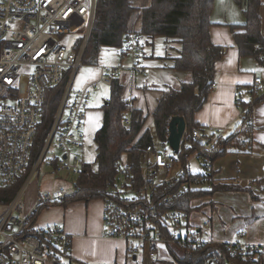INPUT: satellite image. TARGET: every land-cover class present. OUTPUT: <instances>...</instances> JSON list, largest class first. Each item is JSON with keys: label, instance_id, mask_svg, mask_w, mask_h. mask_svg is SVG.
Returning <instances> with one entry per match:
<instances>
[{"label": "built area", "instance_id": "1", "mask_svg": "<svg viewBox=\"0 0 264 264\" xmlns=\"http://www.w3.org/2000/svg\"><path fill=\"white\" fill-rule=\"evenodd\" d=\"M96 1L0 0V190L6 191L19 179L34 155L33 166L19 192L11 200L0 202V264H65L66 255L71 254V238L62 228L55 225L40 228L36 222L33 224V217L39 207L64 203L80 190L79 178L87 164L84 152L88 111L92 92L97 90L98 84L75 89L76 75L86 55L89 38L82 43L71 36L75 19L87 21L90 34ZM67 37L71 40L66 41ZM143 50L142 38L136 34L128 35L120 48L123 57L131 59L134 74L144 72L141 67ZM101 68L100 83L109 87L124 73V67ZM25 69L31 73L23 82ZM261 82V78L256 79L257 84ZM61 86L63 90L49 132L37 151L35 141L49 93ZM125 123L129 124V120ZM192 140L202 143L205 150L215 142L208 140L199 128L193 130ZM168 146L161 143L162 148ZM145 157L147 160L141 168L144 183L139 190L131 180L130 165L120 168L121 178L104 194L101 200L104 238L124 242L131 259L142 254L152 261L158 258L154 247L171 244L199 247L200 242L185 230L184 223L178 228L173 227L168 235L155 230L152 223L157 218V205L150 202L151 194L160 185L177 180L184 171L171 175L175 161L160 152L157 144L147 147ZM195 161L201 162L199 173L204 176L203 188L212 190L215 179L212 166L203 165L198 154L188 162V170ZM41 168L43 181L58 174H66L71 181L66 177L57 181V186H61L56 190L40 191L35 201L37 209L27 213L26 189L34 183ZM158 173H168L169 177L157 178ZM258 183L254 193L264 201V175ZM193 185L200 187L198 179H194ZM177 216L179 222L186 221V215ZM210 225L204 220L203 227ZM244 238V234H240L238 241L231 244L246 255L258 257L264 254V241L243 244L240 240Z\"/></svg>", "mask_w": 264, "mask_h": 264}, {"label": "trees", "instance_id": "2", "mask_svg": "<svg viewBox=\"0 0 264 264\" xmlns=\"http://www.w3.org/2000/svg\"><path fill=\"white\" fill-rule=\"evenodd\" d=\"M235 2L246 18L244 25L230 26L239 56L251 58L264 66L261 0H235ZM215 5V0H151L148 8L138 10L131 7V0L96 1L94 25L98 24L99 30L96 48L105 45L121 48L128 35H138L144 43V64L141 67L145 74L148 67L145 48L147 46L153 48L158 38H161L164 40L165 52L164 58H158V60H170L169 68L179 73L190 74L191 81L182 83L177 88L169 87L159 90L163 97L154 110L152 123L154 131H152L150 128L146 129L147 118L144 112L136 110L133 100L124 97L123 77L120 80H114L110 87V99L102 106L103 125L95 135L97 168L86 164L83 175L79 178V192L66 199L64 203L53 204L65 206L80 201L102 200L109 186H114L121 178L120 168L125 154L132 157L131 180H134L135 189L139 190L144 183L141 168L147 160L145 157L147 147L159 142L169 145L171 123L174 119H180L186 125V130L180 151L175 153L177 159L174 161L182 168L184 174L169 185H160L155 193L151 194L150 202L157 205V218L152 225L155 230L168 235L173 227L178 228L179 224L183 226V222L177 220V215H186L183 227L200 243L197 248L171 244L164 246V252L154 247L153 250L159 254L155 264L264 263V254L258 257L255 254L246 255L232 244L205 243L200 240V233L189 230L188 219L195 210L193 208L195 201L211 198L217 192H248L255 201L260 200L253 190L231 184H214L212 190H206L203 188L204 176L200 173L193 174L186 167L191 158L198 154L201 156L203 165L211 166L219 159L232 154L243 156L252 154L255 143L253 136L257 130L254 123V111L258 104L264 102V92L261 94L255 87L245 86V91L239 93V101H237L242 115L234 128L228 129L227 132L217 130L208 135L206 129L196 123L197 113L207 104L211 91L216 85L218 63L223 61L228 50L212 42L210 30L213 23L210 17ZM136 12H139L142 24L139 29L132 30L130 20ZM85 53L87 56L88 47ZM134 75H142V73ZM62 90L63 86L49 93L45 116L38 128L39 132L35 141L37 151L41 149L49 132ZM126 119L129 120V124L125 123ZM198 128L208 140H215L209 150H205L202 143L193 142V130ZM31 160L30 166L12 186L6 191L0 190V195H3L0 202L5 203L11 200L19 192L33 166L34 155ZM154 176L155 174L152 178ZM194 179H198L199 188L194 187ZM179 192L180 195L177 196ZM44 208L47 206L37 209L33 224L37 222ZM69 257L70 255H66L65 262Z\"/></svg>", "mask_w": 264, "mask_h": 264}, {"label": "crops", "instance_id": "3", "mask_svg": "<svg viewBox=\"0 0 264 264\" xmlns=\"http://www.w3.org/2000/svg\"><path fill=\"white\" fill-rule=\"evenodd\" d=\"M261 3V33L264 37V0ZM215 4L210 17L213 23L210 30L212 42L228 50L223 61L218 63L216 85L209 100L196 115V123L204 127L208 135L217 130L227 132L237 125L242 115V110L237 105L238 96L245 91V86H253L261 94L264 92V66L251 58H240L230 29L231 25L246 23L242 9L235 0H215ZM156 43L153 48H145V51L147 48L150 51H146L145 55L148 60L145 74L135 76L131 61L123 59L124 97L133 100L136 110L144 112L147 118L146 129L153 127L154 110L163 97L159 90L165 89L164 79L173 71L168 66L170 60H158L164 58V51H158ZM257 78L262 79L260 84L256 83ZM254 123L257 130L253 136L255 143L252 154H232L216 161L212 166L215 185L231 184L255 192L264 175V102L255 107ZM193 163H198L199 170L201 169L200 161ZM34 184L35 182L32 185ZM36 186L43 191L54 189L57 185L45 180L43 185L36 183ZM193 208L195 210L188 219L189 230L200 233V240L205 243L231 244L238 241L240 234L245 237L240 240L243 244H259L264 241V201H255L248 192H217L211 198L195 201ZM46 210L45 213L42 210L37 225L40 228L58 226L71 238L72 251L65 264H129L130 260L133 264H155L147 256H143L141 263L138 257L131 259L124 242L104 238L103 203L99 199L65 206L52 203ZM204 220L210 222L209 228L203 227ZM254 238L258 240L252 242ZM162 248H158L160 252Z\"/></svg>", "mask_w": 264, "mask_h": 264}, {"label": "rangeland", "instance_id": "4", "mask_svg": "<svg viewBox=\"0 0 264 264\" xmlns=\"http://www.w3.org/2000/svg\"><path fill=\"white\" fill-rule=\"evenodd\" d=\"M151 3V0H131V7L137 8L138 10H142L145 8H148ZM139 21V22H138ZM131 25L130 28L132 30L139 29L141 27V22H140V15L139 12L134 13L132 16L131 20ZM73 35L71 38H76L77 42H82L84 43L88 38L89 41L87 43L88 47V54L82 61V64L80 66V70L78 71L75 79V89L76 88H87L91 85L98 84L97 90H94L92 92V101L91 105L88 111V121L86 125V149L84 152V159L87 162V164L91 165L93 168H97V143H95V135L98 131L101 130V127L103 125V120H104V113L102 111V106L109 100L110 98V92L111 88L109 86H105L104 84L100 83V79L102 76V68L101 67H119L123 68V59H126L128 61H131L130 58H124L122 55V52L120 51V48L113 47V46H102L101 48H96V42H97V35L99 33L98 30V24L93 25V28L90 31V34H88V29H89V23L87 21H82L80 22L78 19H75L73 22ZM89 35V36H88ZM70 37H67L69 41ZM159 40V41H158ZM156 46L158 47V51H164L163 49V44L164 40L161 38H158ZM87 50V49H86ZM147 52L149 51V48L146 49ZM157 51V49H156ZM165 52V51H164ZM29 73H31V70L25 69L22 72L23 76V82L27 80L29 77ZM166 81V88L172 87V88H177L178 86L180 87L182 83H188L191 81V75L190 74H185L183 72L179 73L176 71H172L171 74H168L166 78L164 79ZM162 85V84H161ZM152 131H154V127L152 128ZM158 145V150L162 152L165 156L168 158H173L177 159L175 156V153L172 151L170 146L167 148H162L161 143H157ZM132 164V157L129 154L123 155L122 163L121 165L123 166H130ZM191 172L193 174H197L200 172L199 170V165L198 163H192L189 167ZM179 170H182L177 164L174 167V170H171V175L174 173H178ZM43 169L41 168L40 171L36 174L37 178H35L34 182L38 180L43 185V180H42V175L41 172ZM50 170L47 171L49 173ZM67 177V180L70 182L71 178L68 177L66 174H58L56 176H49L46 178V181H53L55 185H57V181L60 179H64ZM157 178L162 177L163 178H168V173H158L156 175ZM143 178V176H142ZM156 178V180H157ZM26 189L27 193L24 196L25 200V205H26V212L30 213L32 211H35L37 209V205L35 203L36 197L39 193V188L36 186V182L34 185H29ZM61 186V185H60ZM60 186H55L53 190H56ZM112 188V185L109 187ZM45 191V190H43ZM59 206V205H58ZM258 208V207H257ZM47 208H44L45 213ZM260 211V208L257 209ZM41 215V213H40ZM40 215L38 216L37 219H39ZM179 220V217H178ZM183 223L184 220H182ZM257 230V229H256ZM258 238H254L252 242L257 241ZM258 243V242H257ZM162 252H164V247L162 248ZM143 256H138V261L141 263ZM129 264H133L130 261H128Z\"/></svg>", "mask_w": 264, "mask_h": 264}, {"label": "water", "instance_id": "5", "mask_svg": "<svg viewBox=\"0 0 264 264\" xmlns=\"http://www.w3.org/2000/svg\"><path fill=\"white\" fill-rule=\"evenodd\" d=\"M186 130V125L180 119H174L171 123L170 136L168 138L169 146L174 153H178L181 148L183 135ZM136 259L135 257L133 258Z\"/></svg>", "mask_w": 264, "mask_h": 264}]
</instances>
